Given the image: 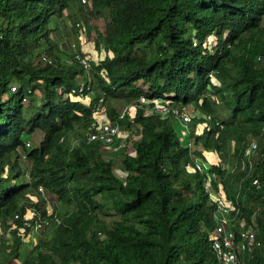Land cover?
<instances>
[{
	"label": "trees",
	"instance_id": "1",
	"mask_svg": "<svg viewBox=\"0 0 264 264\" xmlns=\"http://www.w3.org/2000/svg\"><path fill=\"white\" fill-rule=\"evenodd\" d=\"M90 17L102 20L101 29ZM66 20L72 31L75 20L86 35L92 29L101 55L87 67L73 56L83 54L78 45L62 49L50 35ZM210 33L215 43L203 46ZM139 95L196 109L187 135L196 152L215 148L225 158L232 141L240 157L255 141L253 168L212 169L235 195L243 227L253 229L249 244L233 229L238 256L243 264H264V0H0V227L8 234L0 236V260L215 264L208 239L213 203L203 174L185 171L188 153L175 134L180 119L160 116L149 102L132 116L115 110ZM99 103L118 128L135 127L133 155L123 146L108 155L100 139L86 140ZM202 114L208 126L194 133ZM34 130L36 145L25 147L22 137ZM16 148L28 160V181ZM114 159L122 176L112 171ZM37 184L49 196L47 216L41 199L32 203L24 194ZM27 205L52 223L31 245L8 229L12 214Z\"/></svg>",
	"mask_w": 264,
	"mask_h": 264
},
{
	"label": "clouds",
	"instance_id": "2",
	"mask_svg": "<svg viewBox=\"0 0 264 264\" xmlns=\"http://www.w3.org/2000/svg\"><path fill=\"white\" fill-rule=\"evenodd\" d=\"M65 22H67V25L70 26V24H68V22L70 23L69 20H66ZM201 44L203 45V41ZM203 46H206V45H203ZM207 47L209 46L207 45ZM79 50L81 51L80 48ZM89 60H92V59H88V61ZM208 78L212 82V84L214 85L218 84V81L211 73L208 74ZM139 96H142V95H139ZM25 97L26 96H23L22 98L26 100ZM138 97H137L136 106H139V104H145L149 102L151 103L152 108L156 112H158L160 116H164L167 113H174L180 119L182 123V127L179 130H175V134L177 136V140L179 144L185 147L188 153L189 161L184 164L185 171L187 172L197 171L203 174L202 187L207 193L208 200L213 203V208H214L213 217H214L215 223L208 234V239L210 240V249L212 251L215 264H228V260L224 259L221 256V253L227 254V251L232 252L237 264H243V262L241 261L240 257L237 254L238 252V249H236L237 242L234 239L233 229L235 227H238L237 231L239 233L240 239L241 241L244 240L246 244L251 243L253 239V229L251 227H243L245 225V220L242 217H237L238 207H237V201H236L235 195L233 193L232 194L226 193L227 187L224 184L222 177L220 176V174L215 172L212 169V167L224 170L225 172H227V174H232L234 172L244 171L247 169L249 170L250 168H253L258 158V155H257L258 149L256 147L255 141L251 140L246 144V146L243 149V153L240 157L234 156V154L231 152L232 151L231 146L233 144L232 141L229 144L230 151L228 152L225 158H223L220 151H218L215 148H210V147L200 148L198 152H196L191 142V138L187 137L188 131H189L188 123L189 121L192 120L193 116H197L198 114V111L196 109L194 108L192 109L196 112L195 113V112L183 111V108H182L183 106L179 108L171 107L168 105V100L163 99V97L152 96L149 99H145V96H143L146 102H139ZM154 100H156V102L159 103L163 107L161 110L157 109L156 106L153 105ZM127 105H135V104L130 103ZM127 105H123L122 107L125 108ZM134 108H133V113L135 111ZM123 109L121 111L126 112ZM127 114L129 116H132L129 113ZM199 116L201 118V121H198V122H200L201 128H199L198 131H196L193 126L192 132L194 133H200L204 128H206V126H208L205 121V117L207 118L208 115L202 114ZM106 117L108 118V116ZM108 120L111 123V120L109 118ZM111 124L116 125L114 123H111ZM195 124H197V122ZM90 126H91V121H90ZM119 128H118L119 132L120 131L126 132L125 137L120 139V136H114L112 140L107 143L101 140L103 150L112 152L115 149H119L120 147L123 146L125 152L133 155L134 149L131 147L130 143H128L130 146V150L127 149L126 144H125L126 138L128 136L127 129H124V128L119 129ZM91 129L93 130V127ZM88 134L89 133H87L86 135L87 141L95 139V138L87 139ZM29 138L30 136H28V138L22 137L23 145L25 147L29 145L31 147L36 145V142L35 143H33L32 141L30 142L28 140ZM25 140H28L29 144L25 145L24 144ZM17 151L19 152L20 157L24 155L22 153V150H20V148H17ZM27 166L28 164L22 167L23 169L22 176L26 181L29 180ZM208 169L211 171H207ZM4 173L5 171L2 172V174ZM123 173L124 172L121 171V174H119V176H122ZM205 182H206V185H204ZM250 182L252 184H255V186H258L257 179L255 177H253L250 180ZM34 191L35 192L26 191L24 194L32 203H36L38 199H41V201H43V208H44L43 214L47 216L51 211V205H50V200H48V204H49L48 207L45 204L46 200H45L44 195L46 192L44 188L40 184L39 185L37 184ZM40 217L41 216L39 215V213L36 211V209L32 205L24 206L21 212L17 211L12 214V219L9 222L8 229H15V234L17 235L18 239L20 240L22 244L24 245L34 244L37 240L36 238L38 235H42L44 231H47V230L50 232V227H52V223L49 220L48 221L42 220ZM1 235L6 237L8 234L7 232L4 233L0 227V236ZM225 240H227V242H225ZM217 250H219V252ZM0 264H20V260L17 257L12 256L5 261L0 260Z\"/></svg>",
	"mask_w": 264,
	"mask_h": 264
},
{
	"label": "rangeland",
	"instance_id": "3",
	"mask_svg": "<svg viewBox=\"0 0 264 264\" xmlns=\"http://www.w3.org/2000/svg\"><path fill=\"white\" fill-rule=\"evenodd\" d=\"M87 22L89 24L95 26L98 29H101V27H102V20L101 19L90 17ZM48 26H53V20L49 21ZM55 26H56V28H55ZM55 26H54V28H52L50 30V35L57 41V44L59 45L60 48L68 49V48H66L67 45L69 46L70 43L73 42L74 44H72V47L76 48V45H78V47L81 49L83 55L88 57V59L94 60V59H96L98 54L101 55L100 49H97V48L93 47V41H92L93 32H92V29L89 30L87 35L84 34L83 41H80V39H79L78 43H77V42H75L77 40L75 39V35H74L76 31L75 30L72 31V30L68 29L69 26L67 25V22L64 21L63 24L59 23V24H57ZM82 31H83V29L80 28V32H82ZM214 41H215V36L210 33V34L205 36L204 41H203V45L210 46V45H212L214 43ZM72 98L74 99V98H77V97H76V95H73ZM123 108L124 107L121 106L120 102H117L115 104L116 112L119 113ZM182 108H183V111L195 112L194 110H192L193 108H192L191 105H185ZM126 109H127V113L132 115V113H133L132 105L127 106ZM199 128H201V124H200V122H197V124L194 125V129L196 131H198ZM134 130H136L134 126L130 127L129 129H127L128 136L126 138L125 144H126V147H127L128 150H130V146H129L128 143H130V141L136 139V137H137V132L134 131ZM37 131L38 130H34L29 135H27V134L24 135L23 138H28V136H30V138L28 140L30 142L32 141L33 143H35L36 140H37V137L39 135V132H37ZM120 135L124 136L125 132L124 131H120ZM126 147H125V149H126ZM105 153L108 154V155L110 154V152H108V151H105ZM20 159L22 160L21 161L22 167H24L25 165L28 164V160L25 158V155L20 157ZM116 159H114L116 164L113 165L112 171L115 174H121V171L119 170V166L117 165V160ZM204 185H206V182L204 183ZM44 197H45V200H46L45 204L48 207L49 206V204H48L49 196H48L47 192L45 193Z\"/></svg>",
	"mask_w": 264,
	"mask_h": 264
},
{
	"label": "built area",
	"instance_id": "4",
	"mask_svg": "<svg viewBox=\"0 0 264 264\" xmlns=\"http://www.w3.org/2000/svg\"><path fill=\"white\" fill-rule=\"evenodd\" d=\"M81 2L85 1V0H80ZM68 24H70L68 22ZM73 26L76 28V32H75V39L78 43V40L80 39V41H83L84 39V32H80V23L78 21H74L73 22ZM72 44H74L73 42L70 43L69 46L72 47ZM73 48V47H72ZM69 50H73V49H69ZM68 50V51H69ZM67 51V52H68ZM73 56L75 58H77L79 60V62L82 64L83 67H87V64H88V57H86L85 55H77V53H73ZM40 58L42 60H46V57L45 55H43V53H40ZM15 88V83L12 82L9 84V89H13ZM57 89H60V87H58ZM81 87H78V90L80 91ZM67 94H69L70 97H72L73 95L70 94L69 92H67ZM77 96V99L79 100H84L86 99L87 97V94H76ZM24 98H22L23 100ZM138 100L139 102H146V100L144 99L143 96H139L138 97ZM153 105L156 106L157 109H162L163 107L156 102V100L153 101ZM129 106V105H127ZM126 106V107H127ZM136 106L135 105H132V109ZM126 107L123 109L124 111L127 112V109ZM90 116H91V126L93 127V130L91 132H89L88 136H87V139H91V138H96V139H100L104 142H109L112 140V138L114 136H120V139L124 138V136H121L120 135V132L118 131V128L116 127V125H112L110 123V121L108 120V118L106 117V113H105V110L103 108V106L99 103V104H95L92 106L91 108V112H90ZM126 134V132H125ZM24 144L27 145L29 144V141L28 140H25L24 141ZM229 234V233H228ZM225 242H227V240H225ZM219 252V250H217ZM221 256L224 258V259H227L228 260V264H237V262L235 261L234 259V255L232 254V252L230 251H227V254L225 253H221Z\"/></svg>",
	"mask_w": 264,
	"mask_h": 264
}]
</instances>
